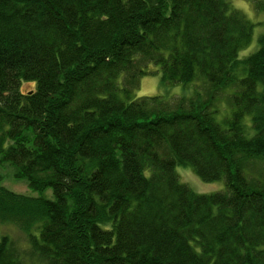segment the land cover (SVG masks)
<instances>
[{"label":"trees","instance_id":"trees-1","mask_svg":"<svg viewBox=\"0 0 264 264\" xmlns=\"http://www.w3.org/2000/svg\"><path fill=\"white\" fill-rule=\"evenodd\" d=\"M254 26L231 0H0V167L40 193L0 178L26 236H0V264H264ZM157 73L192 95L137 97ZM186 164L226 189L195 192Z\"/></svg>","mask_w":264,"mask_h":264},{"label":"rangeland","instance_id":"rangeland-1","mask_svg":"<svg viewBox=\"0 0 264 264\" xmlns=\"http://www.w3.org/2000/svg\"><path fill=\"white\" fill-rule=\"evenodd\" d=\"M234 7L238 8L243 12L247 19L255 24L252 42L240 51V58H245L259 47V37L264 34V11L256 10L254 7L253 0H231ZM32 84H27L23 87L25 91L32 88ZM231 92V90H230ZM227 94V93H226ZM226 94H223V106L221 105L222 112L220 116L223 117L231 112L232 107L227 106ZM137 97L141 96H154L161 95L166 98L169 97H180V96H191L192 86H187L182 83L175 85H168L163 87L161 84V74H150L145 76L139 89L135 94ZM218 117L220 119L221 117ZM177 172L179 174L181 182L190 186L195 192L201 194H211L218 191H224L226 184L224 180H217L213 182L203 181L195 172L191 165H179L177 166ZM0 178L2 183L9 189L18 192L25 193L32 196L40 195L39 192L33 191L25 180H19L15 177V168L6 163L0 167ZM46 195H51L52 190L48 189L45 192ZM3 234H9L14 239L25 242V233L14 223L3 224L0 222V236Z\"/></svg>","mask_w":264,"mask_h":264}]
</instances>
